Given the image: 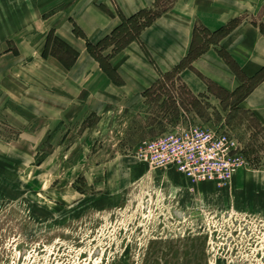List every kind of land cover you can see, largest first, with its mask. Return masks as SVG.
Instances as JSON below:
<instances>
[{
    "label": "rangeland",
    "instance_id": "1",
    "mask_svg": "<svg viewBox=\"0 0 264 264\" xmlns=\"http://www.w3.org/2000/svg\"><path fill=\"white\" fill-rule=\"evenodd\" d=\"M50 53L66 57L55 42ZM4 69L0 62V264H264V127L236 99L194 97L170 76L132 113L79 126L67 114L53 127L49 112L32 108L49 98L8 83ZM192 126L226 134L243 160L215 196L184 205L157 180L169 168L147 164L121 192L86 182L95 166L120 156L141 164L143 142Z\"/></svg>",
    "mask_w": 264,
    "mask_h": 264
},
{
    "label": "crops",
    "instance_id": "2",
    "mask_svg": "<svg viewBox=\"0 0 264 264\" xmlns=\"http://www.w3.org/2000/svg\"><path fill=\"white\" fill-rule=\"evenodd\" d=\"M155 1L0 0V62L5 63L4 77L8 83L16 81L18 89L28 87L29 94L48 97L47 108L43 110L38 102L32 108L35 112H49L48 125L57 127L67 114L71 115H67L69 123L79 126L89 118L102 122L109 115L132 113L146 104L144 92L160 80V73L171 72L189 53L196 26L212 33L237 20L217 46L196 58L191 68L179 72L176 81L192 96L212 95L207 92V81L228 93L240 86L219 56L220 48L247 77L264 66V35L259 28L264 25V0H172L168 10L140 33L139 42H131L111 56L109 63L121 82L115 84L91 57L86 42L97 44L120 25V16L128 18L152 9ZM74 26L85 39L74 34ZM50 32L77 53L71 68L65 69L51 54L42 56ZM240 107L264 127V80ZM133 161L131 157L113 158L95 166L85 180L94 181L93 187L103 185L121 192L147 171L145 164ZM156 175L158 181L177 192L184 205L197 195L205 198L220 191L209 183L193 184L174 168ZM109 179H116L112 187Z\"/></svg>",
    "mask_w": 264,
    "mask_h": 264
},
{
    "label": "trees",
    "instance_id": "3",
    "mask_svg": "<svg viewBox=\"0 0 264 264\" xmlns=\"http://www.w3.org/2000/svg\"><path fill=\"white\" fill-rule=\"evenodd\" d=\"M161 0H156L152 9L142 10L138 13L125 18L120 16L121 23L115 28L110 35L102 39L97 44H91L86 42L87 50L91 57L99 64L103 72L115 83L121 84L120 80L117 77L115 70L111 67L109 60L112 55L123 50L131 42H139L140 33L147 27L151 26L152 23L163 13L168 10L169 4L166 6H159ZM237 20L231 21L225 27L215 31L209 32L201 26H196L194 29L193 40L191 47L187 56L180 62V64L175 67L171 72L166 74L160 73V80L157 81L149 90L144 92V96L148 98L151 94V91L160 87L161 80L173 76L175 80H178V74L182 69L191 68L192 62L201 56L208 48L211 46H217L219 41L231 32V30L236 25ZM260 31L264 35V25H260ZM73 32L76 36L85 39L83 33L78 29V27H73ZM57 43L61 48L65 49L66 57H59L57 54L50 53V43ZM108 47H111V51L108 55H104L103 52ZM219 56L223 59L225 64L233 72L236 78L240 82V86L233 92L228 93L223 89L215 86L213 83L207 81V92L209 94L217 96L221 101H224L221 97L225 96L226 98H234L237 103L240 104L250 92L264 80V66L260 68L257 73L252 77H247L236 64V62L230 57V55L222 48L217 50ZM49 54L52 57H55L58 62L65 68L69 69L74 64L77 53L68 47L66 44L61 42L59 39L54 37L53 33L50 32L47 37V42L43 50L42 56L46 58ZM216 88L219 92V95L214 94L213 89Z\"/></svg>",
    "mask_w": 264,
    "mask_h": 264
},
{
    "label": "built area",
    "instance_id": "4",
    "mask_svg": "<svg viewBox=\"0 0 264 264\" xmlns=\"http://www.w3.org/2000/svg\"><path fill=\"white\" fill-rule=\"evenodd\" d=\"M136 159L153 168H174L193 184L230 185L243 164L226 134L192 126L143 142Z\"/></svg>",
    "mask_w": 264,
    "mask_h": 264
}]
</instances>
